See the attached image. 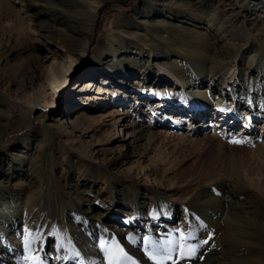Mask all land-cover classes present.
I'll use <instances>...</instances> for the list:
<instances>
[{"label":"rangeland","instance_id":"1","mask_svg":"<svg viewBox=\"0 0 264 264\" xmlns=\"http://www.w3.org/2000/svg\"><path fill=\"white\" fill-rule=\"evenodd\" d=\"M208 1L211 8L204 15L173 9L176 0L104 1L94 30V47L120 45L121 18L134 15L146 2L163 5L169 19L156 20H165L161 27L179 38V44L171 40L175 45L167 48L171 54L165 63L194 70L191 79L198 76L193 82L200 85L186 86L187 94H210L223 107L231 106L239 119L231 123L229 114H216L207 105L201 108L205 109L202 114L190 119L193 125L208 122L214 114V120L224 119L217 129L231 135L213 136L209 130L195 134L193 125L171 120L179 112V102L168 99L164 105L161 100L155 107L156 100H144V106L133 109L135 105L127 98L119 102L120 109L130 110L127 123L135 122L144 135L138 141H126L121 149L117 146L123 132H132L125 133L121 122L93 136L77 134L75 140L52 137L51 120L57 115L70 117L86 109L95 120H109L105 113L113 105L71 103L73 87L91 70L94 50L90 48L75 62L70 82L61 88L53 71L62 67L68 72L71 61L47 38L44 19L26 16L32 11V0H0V186L13 193L22 189L32 193L30 214L17 224L25 236L24 245L0 248V264H170L178 248L184 255L182 260L176 257L175 264L255 263L264 256V147L260 146L264 134L255 128L247 139L233 138L251 113L252 124L261 121L259 116L264 120V100L260 109L248 97L236 104L237 97L228 90H221L225 94L219 96L222 85L212 80L218 69L211 65L219 56L223 65L236 64L235 72L241 69L253 84L260 81L264 74V2L245 0L246 12L236 0ZM223 14L258 52L256 64L243 51L235 58L222 57L236 49L217 31ZM108 28L111 34L107 37ZM228 72L223 78H228ZM11 74L18 75L23 87L10 85ZM158 76L153 73L145 84L152 87L161 82L163 76ZM132 79H125L126 84ZM172 82L161 87L178 91ZM241 91L248 95L247 88ZM113 158L120 160L112 162ZM138 204L145 209L139 212ZM230 204L238 208L243 221L242 228L235 229L246 233L235 243L225 239L220 223H213L221 218L222 207Z\"/></svg>","mask_w":264,"mask_h":264},{"label":"bare ground","instance_id":"2","mask_svg":"<svg viewBox=\"0 0 264 264\" xmlns=\"http://www.w3.org/2000/svg\"><path fill=\"white\" fill-rule=\"evenodd\" d=\"M104 1L106 0H32L29 4V8L32 11L26 16L32 18L33 16L34 18L39 16L42 17L45 21L43 24L44 30L48 34L47 38L55 45L60 46L65 53L64 56L71 61L68 72L62 67L54 69L52 76L55 81H58V86L62 85L61 88H63L67 85L70 82L69 78L76 70H72L75 62L82 59L85 53L90 52V48L94 50L92 54L93 62L91 63L89 74L86 75L84 81L80 85H75L73 87L74 90L71 91L73 95L71 97L72 105H80L82 107H91L93 104L95 105L98 103H102L101 105L103 106L105 104L106 106L113 105L106 110L107 112L105 111L104 118L109 119L105 122L103 119L102 122L98 121V119H93L86 109H80L70 117H61V115L53 117L51 120L52 125L50 126L54 129L52 137H67L69 140H75L77 139V134L87 137L92 134L93 136L95 133L100 132L101 129H112L115 122L116 124L117 122H121L122 124L120 127L124 128L125 133L132 130L129 135L123 132V140L120 141V146H117L124 149L127 145L126 141H138L141 136L144 135V130L140 129V127L138 128L135 122L129 121V123H127L126 120L131 117L130 110L125 108L124 110L120 109L121 103L119 102L127 98L133 102L132 106L135 105L133 109H136L138 106H144V100H156L157 103H155V107L161 105V100H163L164 105H167L168 99L175 103L179 102V112L171 117V120L176 124L185 121L186 124L190 126L195 124L193 120L190 119H192L194 115L199 113L202 114L201 111L205 109L203 108L201 110V108L207 105L216 109V114H218V112H222L224 115L229 114L230 117H232L231 123L237 120L239 121L237 117H234L235 113L232 114V107H223L221 102L218 101V98H216L215 101L212 95L205 94V92L202 94L199 91H192L191 95L187 94L185 89L186 86L189 85L191 87L194 84L200 85L199 82H193L198 76H194V78L191 79L190 75L194 73V70L187 69V71H185L184 69L182 70L181 67L173 68L171 64L165 63V60L167 57L169 58V54H171L167 48L173 46L170 45L171 43L174 45L175 43L179 44V38L171 35V32L166 28L161 27L165 20H156V18L159 17L169 19L161 9L163 5L146 2L145 6L138 12H135L134 15L121 18L118 21L121 29L118 33L120 45L109 44V46L104 45L101 48L100 44H98L94 47V30L98 21L99 11ZM237 1L241 3V7L248 12L247 8L244 6L245 0H236V2ZM263 2L264 0H261L259 4L263 5ZM179 7L184 8L183 10H189L190 12L202 15L209 12L208 10L211 8L208 0H176L173 9H179ZM216 10L217 9H214L212 11L216 13ZM222 17L224 19L220 22L217 31H220L221 35L225 37V39H228V41H231L232 45L236 47V49L234 47L231 49L232 53H226L228 51V49H226V56L222 57H225V59L231 58L230 56L235 58L238 56L237 53L243 51V54H249L248 61H250L252 65L254 63L256 64L255 60H257L256 57H258V52L252 49L251 43L243 33L238 29H234L232 26L233 22L227 15L223 14ZM126 31H130V34ZM110 34L111 32L108 28L107 37ZM211 65L218 69V71L213 73L212 80L222 85L220 86V90H218L220 91L219 96L224 97L223 95L225 93L221 90H228L233 97H237L236 104L241 103L242 100L246 101L249 98L259 103L258 106L261 109L264 100V74L260 75L259 82L256 81L253 84V80L249 78L248 74L243 73L241 69L235 72L236 64L233 63V65L229 67L225 64L223 65L219 56H216V60L212 62ZM227 70L229 71V76L226 79L223 78V75ZM155 72H158V78L163 76L160 78L161 82L154 84L152 87L147 86L145 81ZM130 77H134V79H132L134 81L129 82L128 80L126 84L125 79ZM11 78H14V80L12 81L11 79L10 85L12 84L17 88L23 87V82L17 80L18 75L11 74ZM120 78L124 80L117 83L116 80ZM184 79L190 80L185 82ZM171 80H173L172 84L174 88L178 89V91L173 92L164 86L161 87L163 83H169ZM227 80L231 82L229 85L225 86ZM98 81L100 84H98ZM242 88L248 89V92H246L248 95L241 91ZM131 93H135L136 95H129ZM248 105L250 109H252V104L248 103ZM252 117L253 113L242 120L243 125L240 128V132L238 135L233 136V138H238V140L247 139L249 133L255 128L261 129L264 134L263 118L259 116L258 120L261 121L252 124ZM208 118H210L208 122L206 121L203 122V124L197 123L193 125L191 127L192 132L201 134L209 130L213 136L231 135L229 132L223 133L221 129H217L219 127L218 122H224V119L214 120L216 119L214 114L209 115ZM2 119H5V117L2 116ZM106 122L110 123V125H107ZM259 123H261V125L257 127L256 125ZM107 141L106 139L105 142ZM260 146L264 147V142H262ZM118 160L120 159H111L112 162ZM30 194L32 195L31 192L25 189L20 190L19 193H13L0 186V248L15 247L19 249L20 246L24 245L25 236L19 233L17 224L19 225L25 221L30 214L29 212L32 206ZM137 207L139 212L140 209H145L144 206L139 204ZM222 208L221 218L215 220L213 223H220L222 225L223 235L229 243L238 242L237 238L246 235L242 230L240 233L235 229L236 227L242 228L241 223H243L241 215L237 211L238 208L232 204L224 205ZM256 242L259 244L261 243L259 240ZM175 253L174 256L172 255L173 258L170 264L176 263V257H178L179 260L183 258V251L179 248ZM207 260L210 261L211 259ZM179 262V264H181V261ZM236 262L238 264H264V256H260L258 262L255 263H250V261L247 260H236Z\"/></svg>","mask_w":264,"mask_h":264}]
</instances>
